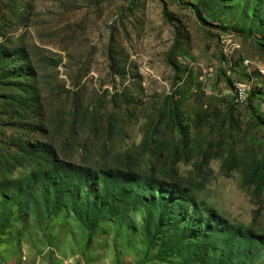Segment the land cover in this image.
Instances as JSON below:
<instances>
[{"label": "rangeland", "instance_id": "374dc122", "mask_svg": "<svg viewBox=\"0 0 264 264\" xmlns=\"http://www.w3.org/2000/svg\"><path fill=\"white\" fill-rule=\"evenodd\" d=\"M254 158L264 0H0V264H201L163 255L172 231L148 241L142 204L89 228L57 194L68 164L90 185L108 168L176 182L203 216L250 229L264 264Z\"/></svg>", "mask_w": 264, "mask_h": 264}, {"label": "trees", "instance_id": "16d2710c", "mask_svg": "<svg viewBox=\"0 0 264 264\" xmlns=\"http://www.w3.org/2000/svg\"><path fill=\"white\" fill-rule=\"evenodd\" d=\"M222 165L229 168L228 159ZM61 170L59 183L63 187L57 194L73 205V211L79 219L86 220L91 214L89 228H93L99 220L115 215L116 208L120 206L134 207L142 204L146 211L144 227L149 242L157 238L156 234L162 230L172 231V239L162 251L163 255L182 247L191 250L189 259H196L201 264H253L261 252L260 246L251 238L250 229L239 231L233 227H224L213 214L203 216L187 189L174 181L108 168L100 171L96 181L90 185V169L68 164L61 167ZM243 174L247 183L255 184L258 188L264 184V160L254 158L248 172L243 171ZM77 178L84 180L87 188L83 191V197L78 193L79 190L73 189L72 181ZM127 184L132 189H128ZM92 191L94 197L90 199ZM145 191L148 195L144 194ZM151 225L155 230L152 236ZM218 239L222 241L219 253L210 254L209 248Z\"/></svg>", "mask_w": 264, "mask_h": 264}, {"label": "bare ground", "instance_id": "6f19581e", "mask_svg": "<svg viewBox=\"0 0 264 264\" xmlns=\"http://www.w3.org/2000/svg\"><path fill=\"white\" fill-rule=\"evenodd\" d=\"M243 63H244V65L245 66H247L248 64H249V61L247 60V59H245L244 61H243ZM240 85V84H239ZM240 87V86H239ZM242 99V98H241Z\"/></svg>", "mask_w": 264, "mask_h": 264}, {"label": "built area", "instance_id": "2783aa9c", "mask_svg": "<svg viewBox=\"0 0 264 264\" xmlns=\"http://www.w3.org/2000/svg\"><path fill=\"white\" fill-rule=\"evenodd\" d=\"M238 95H239V93H238Z\"/></svg>", "mask_w": 264, "mask_h": 264}]
</instances>
